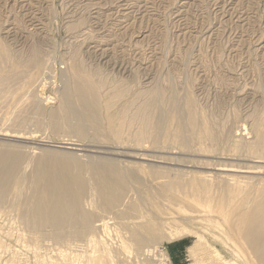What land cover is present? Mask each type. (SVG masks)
<instances>
[{"label":"rangeland","instance_id":"374dc122","mask_svg":"<svg viewBox=\"0 0 264 264\" xmlns=\"http://www.w3.org/2000/svg\"><path fill=\"white\" fill-rule=\"evenodd\" d=\"M93 3L97 9L89 7ZM1 48L17 51L8 62L27 64L33 76L28 84L12 78L13 87L0 91V155L24 156L0 201V264H249L243 255L229 254L227 233L241 240L225 221L222 199L264 191V152L255 150L264 131V0H0ZM31 56L43 64L30 67ZM77 60L97 82L107 81L102 95L112 101L110 113L127 102L134 114L149 95L137 94L156 88L160 96L166 93L158 95L159 106L166 102L159 114L164 106L166 115L193 108L197 128L219 139L208 142L200 129L192 145L182 147L174 136L179 115L173 123L172 113L162 114L157 140L141 145L129 133L110 145L104 133L95 137L90 130L85 141L69 128H55L48 117L61 106ZM121 88L126 93L115 96ZM167 124L175 131L167 132ZM102 160L120 171L108 176L105 197L97 180L108 182L106 175L93 174V163ZM57 169L83 179L80 213L90 215L92 226L79 238H54L51 226H33L44 182ZM106 196L108 206L101 203Z\"/></svg>","mask_w":264,"mask_h":264},{"label":"bare ground","instance_id":"6f19581e","mask_svg":"<svg viewBox=\"0 0 264 264\" xmlns=\"http://www.w3.org/2000/svg\"><path fill=\"white\" fill-rule=\"evenodd\" d=\"M127 1V0H126ZM94 2V1H93ZM90 3V2H89ZM109 3V2H108ZM116 3V1H115ZM119 3V2H118ZM229 3V2H228ZM84 4V3H83ZM88 4V3H87ZM125 4V3H123ZM90 5V4H89ZM87 5V6H89ZM116 5V4H115ZM118 5V4H117ZM116 5V6H117ZM99 6V5H98ZM96 4H92L89 7H94V9H97L98 7ZM104 6V5H103ZM102 6V8H103ZM112 6V4L110 5ZM114 6V5H113ZM121 6V5H120ZM130 7V6H129ZM226 7V6H225ZM83 8V7H82ZM134 8V7H133ZM90 9V8H89ZM126 9V7H125ZM115 10V9H114ZM131 10V9H130ZM105 13V12H104ZM120 14V13H119ZM140 14V12H139ZM226 14V13H225ZM106 15V14H105ZM127 15V14H126ZM29 16V15H28ZM34 16V15H33ZM112 16V15H110ZM109 16V17H110ZM116 17V16H115ZM118 17V16H117ZM116 17V18H117ZM225 17V16H224ZM33 18V17H32ZM121 18V17H120ZM69 19V18H68ZM112 19V18H111ZM123 20V19H122ZM30 21V20H29ZM78 25V24H77ZM131 25V24H130ZM74 27V26H73ZM142 30V29H141ZM91 32V31H90ZM10 36V35H9ZM109 36V35H108ZM42 37V36H41ZM139 38V37H138ZM14 41V40H12ZM16 43V42H15ZM14 43V44H15ZM20 44V43H19ZM4 49V48H3ZM8 49V48H7ZM6 49V51H8ZM15 49V48H14ZM20 49V48H19ZM2 48L0 49V91H2V86H4V88L7 89L6 92H8V89L12 88V82L11 80L12 78L14 79V83L13 84H17L19 83V81L21 79H24V81L28 83H30V79L32 78L33 74H31L32 72H30L31 69L28 70L27 68V64H19L17 61L16 62H12L9 63L10 61H13L11 58V55H14L15 53L12 52V54H10V50L5 53H3ZM104 50V49H103ZM14 51V50H13ZM34 52V51H33ZM32 52V53H33ZM19 53V52H18ZM31 53V54H32ZM36 53V51H35ZM40 53V52H39ZM38 53V54H39ZM42 53V52H41ZM20 55V54H19ZM123 55V54H122ZM39 57V55H37ZM33 57V56H31ZM36 57V54L35 56ZM33 60H29V64L30 67L33 66V64H35V69L37 67H39V64H43L39 59H34ZM13 58V56H12ZM37 58V57H36ZM91 59V58H90ZM10 60V61H9ZM9 61V62H8ZM31 61V62H30ZM78 61V60H77ZM80 61V60H79ZM78 61V64H75V66L72 68V70L70 71V75L68 76L69 82L68 85L66 86V92H64V96H63V100L61 101V106H59V109H57L56 112L54 113H50L51 115H49L50 117L49 120L53 123L55 128H61L64 127L62 129V131H65V128H69L72 133H74L75 135H80L83 140L88 141V139H84L85 137H89L88 135H90L89 131L92 130V133L95 132V137L97 135H101L102 133H104L105 138L108 140V142H110L109 144H120V142H123V138H126L124 136L127 135V133H129L130 136H132L133 140L136 141V145H139L140 143H145L144 141H146L148 139L154 138V140H157L158 136L156 137V134L158 132V130H160V128L163 126L162 122H164L163 120V115L165 114L163 112V109L167 108L164 105V108L162 109V113L159 114V109L162 107V103L164 102L166 105V102L163 101L161 103V106H159V98L161 99V96H163L166 93H163V95H159L156 92V88H155V92L151 91V90H147V92L145 91H140L136 97L139 96H143V94H145V96L147 97V100L142 104H140V106L138 107V105L136 104V102L139 100H137L135 102V104L137 105L136 107H138L135 110H132L133 112L135 111L134 114H130L129 111V104L126 102V104H124V107L118 111V113H110L109 108L110 106H112V101L110 103L109 100H105V102L103 101V95H102V89L105 87L107 89V87H109L107 85L104 86L103 81L101 82L100 80L97 82L94 79V76H92L91 74H89L87 72V69L85 70L80 62ZM27 63V62H26ZM75 63V62H74ZM73 63V64H74ZM82 63V62H81ZM9 65V66H8ZM25 65V66H22ZM34 67V66H33ZM43 67V66H42ZM122 67V66H121ZM41 70V68H38ZM45 69V67H44ZM62 69V68H61ZM135 69V68H134ZM138 69V68H137ZM140 69V68H139ZM138 69V70H139ZM33 71V69L31 70ZM38 71V70H37ZM52 71V70H51ZM102 71V70H101ZM44 72V71H42ZM97 72V70H96ZM37 73V72H36ZM41 73V72H40ZM140 73V72H139ZM38 74V73H37ZM44 74V73H43ZM63 74V73H62ZM98 74V73H97ZM96 74V75H97ZM147 74V73H146ZM36 75V74H35ZM34 75V77H35ZM49 75V74H48ZM51 75V74H50ZM94 75V74H93ZM33 77V78H34ZM37 77V76H36ZM35 77V78H36ZM43 77V76H42ZM141 77V76H140ZM150 77V76H149ZM20 79L19 81H17L16 79ZM38 78V77H37ZM121 78V77H120ZM147 78V77H146ZM40 79V78H39ZM112 79V78H111ZM10 80V81H9ZM32 81H34L32 79ZM36 81V79H35ZM65 81V80H64ZM67 81V80H66ZM105 81V80H104ZM148 81V80H147ZM152 81V80H151ZM8 82V85H7ZM21 82H23L21 80ZM20 82V83H21ZM37 82V81H36ZM44 82V80H43ZM114 82V81H113ZM149 82V81H148ZM25 83V82H23ZM39 83V82H38ZM46 83V82H45ZM155 83V82H154ZM36 84V83H35ZM127 84V83H126ZM149 84V83H148ZM21 85V84H20ZM19 85V87H20ZM34 85V84H33ZM37 85V84H36ZM50 85V84H49ZM118 84L116 83V86ZM151 85V84H150ZM39 86H41L39 84ZM121 86V84L119 85ZM130 85H128L129 87ZM156 86V84H155ZM160 86V85H159ZM27 87V86H26ZM149 87V86H148ZM151 87V86H150ZM162 87V86H161ZM164 87V86H163ZM23 88V87H22ZM25 88V87H24ZM37 88V87H36ZM55 88V87H54ZM116 88V87H115ZM113 87V89H115ZM118 88V87H117ZM132 88V87H129ZM147 88V87H146ZM29 89V87H28ZM27 89V90H28ZM112 89V88H111ZM110 89V92H112ZM144 89V88H143ZM142 89V90H143ZM162 89V88H161ZM104 90V89H103ZM117 90V89H115ZM120 90V89H118ZM134 90V89H132ZM159 92L161 91L160 89ZM163 90H166L163 89ZM20 91V90H19ZM29 91V90H28ZM106 91V90H105ZM131 91V89L129 90ZM148 91H151L150 93ZM4 92V90H3ZM109 92V93H110ZM119 92V93H118ZM117 93H115V96H123L124 93H126V90H124L123 88H121L120 91H118ZM166 92V91H164ZM16 93V92H15ZM28 93V92H27ZM60 93V92H59ZM108 93V94H109ZM131 93V92H130ZM133 93V92H132ZM162 93V92H161ZM176 93V92H175ZM0 94H2L0 92ZM14 94V93H13ZM18 94V93H16ZM37 94V93H36ZM63 95V94H62ZM61 95V96H62ZM107 95V94H106ZM114 95V94H113ZM128 95V93H127ZM134 95V93L132 94ZM135 95H136V89H135ZM159 95V98H158ZM178 95V94H177ZM1 96V95H0ZM7 96V95H6ZM19 96V95H18ZM25 96V95H24ZM32 96V95H31ZM114 96V98H115ZM166 96V95H164ZM190 96V95H189ZM15 97V96H14ZM53 97V96H52ZM105 97V96H104ZM125 97V96H124ZM123 97V98H124ZM129 97V96H128ZM127 97V98H128ZM132 97V96H131ZM129 100H134L133 97ZM170 97V95H169ZM179 97V96H178ZM192 97V95H191ZM21 98V97H20ZM49 98V97H48ZM62 98V97H61ZM108 99H111L109 97H107ZM106 98V99H107ZM53 99V98H52ZM60 99V98H59ZM113 99V97H112ZM137 99V98H136ZM135 99V100H136ZM144 99V98H143ZM158 99V100H157ZM163 99V98H162ZM168 99V98H167ZM178 99V98H177ZM176 99V101H177ZM188 99V97H187ZM190 99V98H189ZM188 99V100H189ZM197 99V98H196ZM194 97L192 100H196ZM17 100V98H16ZM50 100V99H49ZM114 100V99H113ZM165 100V97H164ZM173 100V98H172ZM13 101V100H12ZM54 101V100H53ZM109 101V104L107 103ZM115 101V100H114ZM117 101V99H116ZM125 101H127L125 99ZM170 101V100H169ZM175 101V102H176ZM24 102V101H23ZM26 102V101H25ZM37 102V101H36ZM120 102V101H119ZM139 102V101H138ZM171 102V101H170ZM179 102V101H178ZM188 102V103H189ZM195 102V101H194ZM130 103V102H129ZM163 103V104H164ZM181 103V102H180ZM35 104V103H34ZM33 104V106H34ZM116 104V103H115ZM114 104V105H115ZM123 104V103H122ZM133 104V102H132ZM168 104V103H167ZM176 104V103H175ZM193 104V103H192ZM197 104V103H196ZM20 105V104H19ZM37 105V104H36ZM113 105V106H114ZM117 105V104H116ZM125 105L127 107H125ZM178 105V104H177ZM132 106V105H131ZM194 106V105H193ZM192 106V107H193ZM9 107V106H8ZM115 107V106H114ZM135 107V106H134ZM174 107V106H173ZM178 107V106H177ZM190 107H191V103H190ZM16 108V107H15ZM18 108V107H17ZM120 108V107H119ZM169 108V107H168ZM186 108V107H185ZM52 109V108H51ZM132 109V108H130ZM187 109V108H186ZM185 109V110H186ZM198 109V108H197ZM117 110V109H116ZM115 110V111H116ZM161 110V109H160ZM169 110V109H168ZM176 110V109H175ZM174 110V112H175ZM165 112L167 111L164 110ZM170 111V110H169ZM168 111V112H169ZM177 111V110H176ZM182 111V109H181ZM179 111V112H181ZM50 112V111H49ZM132 112V113H133ZM178 112V113H179ZM200 112V111H199ZM43 113V112H42ZM157 113V114H156ZM172 113V111L170 112ZM170 113H168L167 115H169ZM183 113V112H181ZM201 113V112H200ZM2 114V113H1ZM45 115V113H43ZM175 114V113H174ZM172 113V117L170 118L171 122H175L176 118ZM204 113H201V115ZM158 115V116H156ZM165 114V116H167ZM175 115H179L177 116L179 120L178 122L180 123L178 127H180V132L178 133V129L176 134L173 135L174 136H179L177 137V140L180 138V144L182 145V147L185 146H189L190 144L192 145V141L195 140L196 137V133L199 134V130L201 129V136L204 137V139H208L210 141H217L219 139V135L216 132H210V131H205L202 128H197L198 126H196V111L192 109H189V111L187 110L186 112H184V114H175ZM200 116V114H198ZM164 116V117H165ZM171 116V114H170ZM199 119H202V117ZM212 119V118H211ZM204 120V119H203ZM203 120H200L203 122ZM168 121V120H167ZM166 121V122H167ZM199 121V120H198ZM205 121V120H204ZM260 121V120H259ZM177 122V121H176ZM201 122V123H202ZM207 122V121H206ZM211 122V120H210ZM51 123V124H52ZM198 123V122H197ZM262 123V122H261ZM264 123V121H263ZM168 124H170V122H168ZM167 124V125H168ZM178 124V123H177ZM214 124V122H213ZM258 124V123H257ZM174 125V124H173ZM259 125L260 124L259 122ZM258 125V127H259ZM171 126V125H170ZM196 126V128L198 129V131L195 132V130H193L192 128H194ZM201 126V125H200ZM203 126V125H202ZM206 126V125H205ZM257 126V125H256ZM255 126V127H256ZM264 126V125H263ZM254 127V126H253ZM254 127V128H255ZM258 127L254 129V132L258 130ZM173 128V127H171ZM170 128V129H171ZM208 128H210V126H208ZM261 127H259L260 129ZM263 128V127H262ZM60 129V131H61ZM164 129V127H163ZM169 129V125L168 128L166 126L165 130ZM174 129V128H173ZM195 129V128H194ZM196 129V130H197ZM67 130V131H70ZM164 130V131H165ZM261 130V129H260ZM61 131V132H62ZM70 131V132H71ZM94 131V132H93ZM167 131V130H166ZM174 132L175 130H170V133ZM263 131V130H262ZM88 132V133H87ZM169 132V131H167ZM260 132V131H259ZM8 133V132H7ZM66 133V132H65ZM166 133V132H165ZM168 133V134H170ZM256 133V132H255ZM161 134V133H160ZM258 134V131H257ZM74 135V136H75ZM87 135V136H85ZM92 135V134H91ZM258 140L257 143L255 145V150L257 152H264V131L260 134H258ZM72 136V135H71ZM76 136V137H77ZM85 136V137H84ZM166 135H163L162 138L165 139ZM172 136L168 135V137ZM199 137V135H197ZM200 136V139H201ZM15 137V136H13ZM60 137V136H59ZM67 137V136H66ZM73 137V136H72ZM71 137V138H72ZM93 137V136H92ZM167 137V136H166ZM20 138V137H19ZM63 138V137H62ZM129 138V137H128ZM171 138V137H170ZM172 138H176L173 137ZM171 138V140H172ZM80 139V138H79ZM94 139V138H92ZM98 139V138H97ZM105 139V140H106ZM130 139V138H129ZM163 139V141H164ZM257 139V138H256ZM82 140V139H81ZM96 140V139H95ZM95 140H91L90 141H95ZM128 140V139H127ZM126 140V141H127ZM133 140L131 142H133ZM153 140V139H152ZM151 140V142H152ZM153 140V141H154ZM168 140L167 138L165 139V141ZM171 140H168L171 141ZM176 140V139H175ZM174 140V142L176 143V141ZM83 141V142H85ZM102 141V140H101ZM100 141V143H101ZM173 141V140H172ZM96 142V141H95ZM130 141H128L129 144ZM130 142V143H131ZM147 142V141H146ZM159 142V141H158ZM157 144L160 145L159 142ZM167 142V141H166ZM167 142V143H168ZM197 142V140H196ZM199 142V140H198ZM112 143V144H111ZM125 143V142H124ZM123 143V144H124ZM150 143V142H148ZM204 143V142H203ZM127 144V143H126ZM152 144V143H151ZM155 144V142H154ZM171 145H173V142L170 143ZM178 144V143H177ZM176 144V145H177ZM195 144V142L193 143ZM197 144V143H196ZM135 145V144H134ZM141 145V144H140ZM170 145V146H171ZM207 145V143H206ZM169 146V147H170ZM175 146V145H173ZM203 146V144H202ZM131 147V146H130ZM135 147V146H134ZM180 147V145H179ZM194 147V146H191ZM190 147V148H191ZM201 147V146H199ZM189 148V147H187ZM249 148V147H248ZM112 149V148H111ZM169 149V148H168ZM204 149V148H203ZM252 149V147H251ZM254 149V148H253ZM97 150V149H96ZM99 150V149H98ZM174 150V149H173ZM205 150V149H204ZM254 150V151H255ZM170 151V150H169ZM93 152V151H92ZM103 152V151H102ZM198 152V151H197ZM253 152V151H252ZM91 153V152H90ZM20 154V153H19ZM108 154V153H107ZM121 154V153H120ZM111 155V154H110ZM113 155V154H112ZM23 156V155H22ZM21 155L18 154H14V153H10V152H5L4 154L0 155V165L3 167V169L0 170V201L3 197V195L5 194V192L8 190V185L10 182V179L12 180L13 176L16 175V173L19 171V165H21ZM24 157V156H23ZM96 158V157H95ZM98 158V157H97ZM136 159V158H135ZM30 160V159H29ZM49 160V159H48ZM47 160V161H48ZM95 161V160H94ZM92 161V162H94ZM104 160L100 161V162H96L93 163V169L94 172L93 174H97L98 178L103 175L101 174H105L106 179H108L111 174L114 175H119L120 171L119 169L109 165L110 163L103 162ZM24 161H22L23 163ZM80 162V161H79ZM91 162V163H92ZM42 163V162H41ZM72 163V162H71ZM90 163V164H91ZM54 163H52L53 165ZM77 164V163H76ZM120 164V163H119ZM51 165V166H52ZM84 166V165H82ZM86 166V165H85ZM84 166V167H85ZM61 168V167H60ZM63 168V167H62ZM66 169V167H64ZM63 168V170H64ZM43 169V168H42ZM46 168H44L43 170H45ZM48 170V169H47ZM51 171H53L52 169H50ZM62 170V169H61ZM75 170V169H74ZM90 170V169H89ZM88 171V170H86ZM91 171V170H90ZM47 172V171H46ZM64 173V175H62V173ZM41 173H43L41 171ZM50 173V171H49ZM122 173H125L122 172ZM153 173V172H152ZM78 174V173H77ZM89 174V173H88ZM42 175V174H41ZM47 176L50 175V177H48L46 179V182H44V187H43V193L40 195L39 199L37 200V205L35 208V219H34V223L33 226L37 227L38 229L43 228L44 226H51V229H54L56 231V234L54 235L57 238L62 237V236H66L68 238H79V236L82 235L81 231L83 232L84 229L83 228H89L91 225V217L90 215H88V213H80V208H82V197H83V193H84V184L81 182L83 179L77 177L79 180H75L76 178L74 177V180L71 179L67 173H65L64 171H59L58 169L56 171H54L53 174H45ZM82 175V174H81ZM100 175V176H99ZM111 176L113 177H117V176ZM46 176V177H47ZM57 178H56V177ZM60 176V177H59ZM86 176V174H85ZM90 176V175H89ZM92 176V175H91ZM109 176V177H108ZM45 177V178H46ZM104 177V178H105ZM110 177V179H111ZM22 179V178H21ZM116 179V178H115ZM114 179V180H115ZM119 179H121L119 177ZM118 180V179H117ZM98 186H99V192L101 194L105 195L109 192L110 188V184H109V179L108 182L104 181V179L101 180H97ZM103 181V182H102ZM96 182V183H97ZM192 182V181H191ZM206 182V181H205ZM115 183V182H114ZM113 183V184H114ZM118 183V182H117ZM21 184V181H20ZM112 184V183H111ZM120 184V183H119ZM121 185V184H120ZM97 186V184H96ZM119 187V186H118ZM117 187V188H118ZM183 187V186H182ZM120 188V187H119ZM224 189V188H223ZM14 190V189H13ZM115 190V189H114ZM9 191V190H8ZM98 192V193H99ZM112 192V191H111ZM117 194V191H115ZM206 192V191H205ZM245 193V192H244ZM109 194V193H108ZM114 194V193H113ZM246 195V194H245ZM243 195L244 197L238 198L236 197L234 194L233 195H229L227 198H223L222 201L223 203V208L225 206L224 209V213L226 212L227 214L225 215L227 217L228 220L225 219V221L228 224H232L233 227L236 226V234L239 240H241L240 242L237 240L235 241L234 237L230 234L227 233V238L230 241V246L232 248V251H229V254L236 256V254H240V256L243 255V257L245 258L244 261L248 262L249 264H264V191L261 192L258 195H254L253 192L252 194H248V196ZM251 195H254V199H251ZM222 196V195H221ZM242 196V195H241ZM251 197V198H249ZM107 198V196H106ZM114 200V199H113ZM108 206V198L105 200H101V203ZM103 204V205H104ZM141 208V207H140ZM222 208V209H223ZM82 210V209H81ZM83 211V210H82ZM223 212V211H222ZM221 212V213H222ZM92 226V225H91ZM108 227V226H107ZM106 228V227H105ZM36 229V228H35ZM70 229H72V231H69ZM83 229V230H82ZM90 229V228H89ZM104 229V228H103ZM151 230V229H150ZM63 231H66V233H64ZM152 231V230H151ZM150 231V232H151ZM155 231V230H154ZM64 233V234H63ZM152 233V232H151ZM48 234V233H47ZM232 234L234 236H236L234 234V231L232 230ZM84 236V235H83ZM122 238V237H121ZM136 240H137V244L139 246H142L146 243V240L141 237L140 235L137 236L136 234ZM105 239V238H104ZM122 240V239H121ZM101 245V244H100ZM96 246V245H95ZM94 248V247H93ZM108 250V249H107ZM231 255V256H232ZM249 255L251 257L250 261L246 260V256ZM38 260V259H37ZM65 261V260H64Z\"/></svg>","mask_w":264,"mask_h":264}]
</instances>
